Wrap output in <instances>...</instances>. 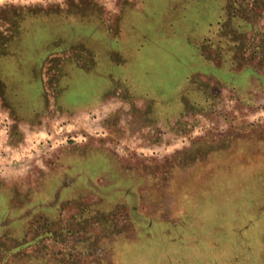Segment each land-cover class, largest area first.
Instances as JSON below:
<instances>
[{
    "label": "rangeland",
    "instance_id": "obj_1",
    "mask_svg": "<svg viewBox=\"0 0 264 264\" xmlns=\"http://www.w3.org/2000/svg\"><path fill=\"white\" fill-rule=\"evenodd\" d=\"M0 264H264V0H0Z\"/></svg>",
    "mask_w": 264,
    "mask_h": 264
}]
</instances>
